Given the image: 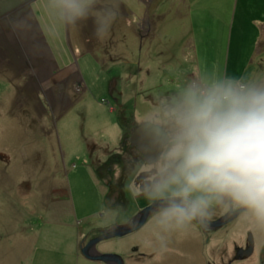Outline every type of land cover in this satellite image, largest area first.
I'll return each instance as SVG.
<instances>
[{"label":"rangeland","instance_id":"obj_1","mask_svg":"<svg viewBox=\"0 0 264 264\" xmlns=\"http://www.w3.org/2000/svg\"><path fill=\"white\" fill-rule=\"evenodd\" d=\"M229 76L264 80V0H95L72 24L59 0H0V264H106L80 246L151 203L158 161L125 143L134 125L189 81ZM205 232L149 215L97 249L124 264L264 263V225L246 209ZM249 234L252 255L232 261Z\"/></svg>","mask_w":264,"mask_h":264},{"label":"clouds","instance_id":"obj_2","mask_svg":"<svg viewBox=\"0 0 264 264\" xmlns=\"http://www.w3.org/2000/svg\"><path fill=\"white\" fill-rule=\"evenodd\" d=\"M94 3L59 0L68 24L86 19ZM110 24L98 17L96 36L103 39ZM142 123L161 148L146 188L149 214L166 230L207 226L214 207L246 209L264 225V80L241 83L229 76L205 85L193 79L162 117Z\"/></svg>","mask_w":264,"mask_h":264},{"label":"water","instance_id":"obj_3","mask_svg":"<svg viewBox=\"0 0 264 264\" xmlns=\"http://www.w3.org/2000/svg\"><path fill=\"white\" fill-rule=\"evenodd\" d=\"M131 145V147L136 148L141 154L142 159L146 163H153L159 161L161 155V148L158 144L154 143L151 140L150 132L148 130V126L145 124H140L134 126L131 130L130 136L126 138ZM245 209H231V211H227L222 216L212 219L208 222L207 226H201V228L205 231L208 229H214L216 227H220L233 219H235L241 212ZM149 205L141 209L130 222H134L135 227H129L130 222H126L124 224H116L111 226L109 230L105 233H101L98 236L90 238L86 241L85 244L80 246L81 254L88 260L104 262L106 264H123L124 259L119 254L101 252L97 249V244L103 240L124 236L128 233H131L137 229H139L146 222L149 217ZM249 247L244 254L249 255L253 250V236L249 234ZM264 264V263H263Z\"/></svg>","mask_w":264,"mask_h":264},{"label":"flooded vegetation","instance_id":"obj_4","mask_svg":"<svg viewBox=\"0 0 264 264\" xmlns=\"http://www.w3.org/2000/svg\"><path fill=\"white\" fill-rule=\"evenodd\" d=\"M126 142H128V141H125V143ZM153 173V172H152ZM151 174V173H150ZM144 177H145V173H144V175H143ZM144 181H148V180H145L144 179ZM146 184H148V182L146 183ZM225 214V213H224ZM211 220H212V218H211ZM197 226V228H199V230L201 231V232H203L204 233V235H205V233L206 234H208V232H205V230H203L199 225H196ZM249 236H248V238L246 239V244L244 245V249L243 248H235L234 250H233V252H234V255H233V257H234V259L232 260V261H236V260H240V259H244V257H246V256H251L252 255V252H253V250H254V248H253V250L251 251V253L249 254V255H243L244 253H245V251H247V249H248V247H249ZM253 244H254V242H253ZM262 251V250H261ZM259 262H264V251H263V253L261 254L260 253V257H259ZM124 264V263H123ZM231 264V263H230Z\"/></svg>","mask_w":264,"mask_h":264},{"label":"crops","instance_id":"obj_5","mask_svg":"<svg viewBox=\"0 0 264 264\" xmlns=\"http://www.w3.org/2000/svg\"><path fill=\"white\" fill-rule=\"evenodd\" d=\"M134 126H136V125H134ZM129 145H130V143L129 142H127ZM131 146V145H130ZM136 149V148H135ZM142 157V156H141ZM142 161H143V159H142ZM148 182V185L151 183V181H147ZM138 183V182H137ZM141 189H144V188H141ZM31 222L29 221V224H30ZM31 225V224H30ZM83 257V256H82Z\"/></svg>","mask_w":264,"mask_h":264}]
</instances>
